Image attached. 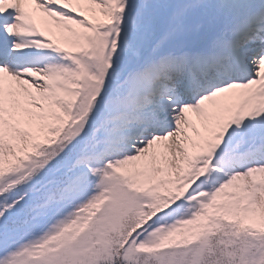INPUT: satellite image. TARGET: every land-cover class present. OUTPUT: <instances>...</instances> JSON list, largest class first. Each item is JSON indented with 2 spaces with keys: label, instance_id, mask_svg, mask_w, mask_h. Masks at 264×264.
Returning <instances> with one entry per match:
<instances>
[{
  "label": "snow or ice",
  "instance_id": "6c2138e0",
  "mask_svg": "<svg viewBox=\"0 0 264 264\" xmlns=\"http://www.w3.org/2000/svg\"><path fill=\"white\" fill-rule=\"evenodd\" d=\"M0 264H264V0H0Z\"/></svg>",
  "mask_w": 264,
  "mask_h": 264
}]
</instances>
